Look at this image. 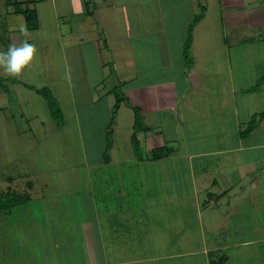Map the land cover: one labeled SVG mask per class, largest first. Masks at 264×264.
<instances>
[{
  "label": "crops",
  "instance_id": "1",
  "mask_svg": "<svg viewBox=\"0 0 264 264\" xmlns=\"http://www.w3.org/2000/svg\"><path fill=\"white\" fill-rule=\"evenodd\" d=\"M12 1L35 10L37 29L10 26V14L22 17ZM0 19V51L65 38L70 109L75 127L85 119L88 149L77 154L82 182L65 167L55 171L68 180L58 189L31 180L20 192L6 186L27 199L0 211V264H40L37 253L52 262L56 253L75 254L80 264H264V247L250 246L264 241V115L239 135L264 110V0H0ZM21 74L0 82L32 86ZM107 74L115 82L104 89ZM115 93L122 100L113 109ZM101 99L107 120L90 132L89 110ZM121 106L124 134L107 135ZM133 107L144 126L135 131ZM129 130L141 153L130 149ZM160 147L169 151L151 158ZM157 185L162 191L152 193ZM31 201L43 214L26 211ZM57 216L68 225L59 233Z\"/></svg>",
  "mask_w": 264,
  "mask_h": 264
},
{
  "label": "rangeland",
  "instance_id": "2",
  "mask_svg": "<svg viewBox=\"0 0 264 264\" xmlns=\"http://www.w3.org/2000/svg\"><path fill=\"white\" fill-rule=\"evenodd\" d=\"M4 22V19H0V27L1 24L5 26ZM9 22L10 26L16 29L24 28L23 19L19 15L10 14ZM63 31V27H60V32L63 33ZM32 44L36 46L37 52L31 64L23 70L20 77L23 78L24 83L31 84L33 87L39 88L38 86H45L46 88L47 86V90L59 109L57 116L59 122L52 115L47 99L41 94L36 93L33 89L23 84L12 85L11 82H7L6 80L0 82V193L10 190L6 186H11L18 192L22 191V188L25 190L26 187L23 184L27 180H31L36 187L42 182H49L51 189H58L64 186L68 180L66 174H60L55 171L63 172L62 168L65 167L66 170L70 167L71 171L74 168L72 176L77 178L79 182H82L80 180L83 179V174H81L83 171L82 162L77 154L79 153L80 155L83 151L86 154V151H88L87 143L83 142L86 139L83 132V122L85 119L83 120L80 115L77 121H75V123H78V126L75 127L70 109L72 105L71 98L67 91V83L71 79V69L69 68L71 64L69 59L71 50L69 48L71 47L66 46L65 38L49 40L46 37H42L38 41L32 39ZM101 54L104 59L105 53L101 52ZM109 70L110 72L112 71L111 67ZM7 75L9 74L3 68H0V77L4 78ZM107 75L102 83L104 89L112 87L115 82L112 74ZM92 81H94L93 77L89 79V83ZM4 84L10 90L8 96L2 91ZM98 92L100 91H96L92 96H100ZM104 99L97 101V105L95 104L89 110L92 116L88 118L94 120V122H90L94 123V125L90 124L87 128L90 132L95 133L100 130V127L107 120L102 105ZM1 106L5 107L1 108ZM121 107L119 112H117V116L114 114V117L110 118V129L116 128V135H120L118 138L124 134V123H126L124 121L126 117L120 118V115L123 112L128 114L127 108L125 106ZM57 123L61 125L56 126ZM129 135H132V131L130 130ZM130 149L133 150V146ZM137 149V152L141 153L142 148L140 144H138ZM149 163L153 166V169H156L154 166H160L156 162L155 164ZM145 167L143 166V168ZM89 177L94 179L95 174H91ZM152 178H158L157 174L153 172ZM151 191L158 194L162 189H159L157 185L153 186ZM90 194L95 198L96 188L91 190ZM23 207L26 211H32L35 208L37 212L39 211L43 214V208L33 205L32 201L28 204H23ZM19 208L20 206L16 207V209ZM47 214L49 213L47 212ZM51 214L62 215L61 212H51ZM152 214L155 215L156 213ZM1 216L2 213L0 212V223ZM54 220L55 223L53 224L58 233L64 230V226L68 227L66 223L62 222L60 216H57ZM45 224L46 221L41 220L35 228L39 230L44 229ZM27 225L31 229L34 223L27 222ZM147 225L148 232L152 231L154 233L156 231L153 224H149L148 222ZM51 228L53 227L51 226ZM250 246L261 247L263 249L264 241ZM56 250L58 252L59 248ZM53 251H55V248H53ZM21 256L22 254L20 253L19 258ZM53 256L55 262L50 261L49 257L44 253L41 255L37 253L36 261L38 260L37 262L40 264H80L78 260H74L75 254L66 253V255H60L56 253Z\"/></svg>",
  "mask_w": 264,
  "mask_h": 264
},
{
  "label": "trees",
  "instance_id": "3",
  "mask_svg": "<svg viewBox=\"0 0 264 264\" xmlns=\"http://www.w3.org/2000/svg\"><path fill=\"white\" fill-rule=\"evenodd\" d=\"M11 3L14 5V7H16L14 11L16 13H19L22 15V17L24 19V24H25L26 30L37 29L38 23H37V17H36L35 10L33 8H29V7L20 8V7H18L19 2H16V1H12ZM198 17H199V15H194L186 27V35H185L184 41L182 43V56L186 62H188V60H189L188 48H189L190 40H191V29H192V26L196 22ZM25 86H27L30 89H33L36 93L41 94L44 98L47 99V103L49 105L50 111H51L52 115L56 118V121H58L57 116H58L59 109L55 105L54 100H53L52 96L50 95L49 91L47 90V88H45V87L35 88L33 86H30V85H25ZM121 100H122V98L117 93H115L114 104L112 106L113 109H115L118 106V104ZM263 115H264V110L261 112L253 114L250 117L247 125L239 131V135L243 136V135H246L248 132H250L251 129L256 125L258 118L262 117ZM57 124H60V123H57ZM110 125H111V121L107 127V132H106L107 135L110 131ZM143 127L144 126L141 122L140 114H139L138 110L135 107H133V130L135 131V130L143 128ZM109 142H110V140L107 137L106 138V146H108ZM131 142H132L134 152L138 153L137 152L138 151V149H137L138 141L136 140L134 135L131 136ZM168 151H169V148H164V147L155 148L150 152V157L153 159L160 158L165 153H167ZM26 199H27V195H25V194L17 193L14 190H7L4 193H0V210L5 209L7 207H10L12 205H15L17 203L23 202Z\"/></svg>",
  "mask_w": 264,
  "mask_h": 264
},
{
  "label": "clouds",
  "instance_id": "4",
  "mask_svg": "<svg viewBox=\"0 0 264 264\" xmlns=\"http://www.w3.org/2000/svg\"><path fill=\"white\" fill-rule=\"evenodd\" d=\"M36 52V46L26 40L19 46L10 45L6 52L0 51V68L9 75L19 76L31 64Z\"/></svg>",
  "mask_w": 264,
  "mask_h": 264
}]
</instances>
